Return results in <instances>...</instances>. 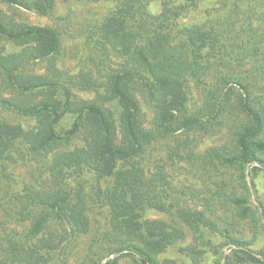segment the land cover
<instances>
[{
    "label": "trees",
    "instance_id": "16d2710c",
    "mask_svg": "<svg viewBox=\"0 0 264 264\" xmlns=\"http://www.w3.org/2000/svg\"><path fill=\"white\" fill-rule=\"evenodd\" d=\"M155 1L120 0L92 37L101 61L72 75L57 63L61 53L58 31L28 24L15 13L24 9L49 17L57 0H0V110L36 120L29 130L0 121V184L10 182V164L26 155L54 154L46 164V184L40 189L25 185L8 220L0 222V264H49L68 237L88 232V202L79 180L84 172L99 180H114L106 189L97 190V198L110 208L108 237L117 245L112 255L130 258L134 264H161L158 256L176 248L184 238L177 222L187 224L205 242L207 232L217 231L216 223L190 207L185 193L163 168L149 176L141 166L149 147L160 138L231 122L232 144L198 160L192 156L193 161L204 169L235 168L246 187L249 177L264 172V107L257 103V89L251 82L257 80L256 70L244 76L236 72L239 65L233 58L222 56L230 42L236 45L228 56L237 55L240 49L257 51L258 41L236 43L230 26L178 30L175 20L198 0H184L176 10L165 8L153 15L148 6ZM221 1L236 13L248 3L247 20L254 3L264 4V0ZM8 45L16 50L9 52ZM40 64L43 73L36 70ZM96 68L103 71L101 81ZM192 81L203 90V106L198 108L189 104L188 83ZM80 93L95 97L84 99ZM140 98L154 109L151 128ZM67 118L71 123L65 127ZM80 136L81 147L58 152ZM246 195L229 199L242 217L251 212L249 188ZM258 209L264 221V206ZM151 211L173 217L174 225L149 218ZM53 221L64 228L62 232L50 231ZM225 239L237 264H264V251L253 252L244 241L229 235ZM115 259L108 257L106 264H115Z\"/></svg>",
    "mask_w": 264,
    "mask_h": 264
},
{
    "label": "rangeland",
    "instance_id": "374dc122",
    "mask_svg": "<svg viewBox=\"0 0 264 264\" xmlns=\"http://www.w3.org/2000/svg\"><path fill=\"white\" fill-rule=\"evenodd\" d=\"M119 1L57 0L52 15L44 18L24 9H17L15 13L19 20L28 24L56 29L61 38L58 66L65 73L77 75L95 67L94 62L101 61V53L96 55L95 46L91 44L92 37L96 29L116 9ZM182 1L184 0H157L148 6V11L153 15H160L165 8L176 10L182 5ZM253 6L251 17L247 20L245 13L249 7L248 3L243 4L241 12L236 13L233 6L224 5L221 0H198L193 9L181 12L182 15L175 23L178 30L192 26L211 28L216 25L221 29L230 26L235 30L231 36L236 39V43L239 40L248 42L249 39L255 38L259 42H255L259 45L257 51L252 49L246 52L245 49H240L237 55L228 56L231 48L236 45L230 42V48L224 47L222 56L233 58L239 65L235 67L236 72L244 76L252 75L256 70L257 80L251 79V82L257 89V103L264 107V4L259 1ZM7 50L11 52L16 48L8 45ZM241 52L244 53L238 58ZM36 70L43 73V64ZM96 73L101 81L102 69L96 68ZM201 90L197 83H188L189 104L193 108L203 106ZM80 96L84 99L95 97L94 94L86 93H80ZM140 105L147 127H153L154 109L141 98ZM0 121L20 125L25 130L36 125L35 119L3 110H0ZM70 123L71 119L67 118L63 125L68 127ZM231 124L226 121L225 124H215L204 131L160 138L149 147L146 156L141 160V166L149 176L154 174L156 169L163 168L172 183L185 193V200L189 201L190 207L203 211L217 225V231L207 232L206 241L203 242L195 230L183 222H177L176 227L183 231L184 238L178 242L176 248L158 256L161 264H237L232 259L231 251L225 247L227 235L244 241L253 252L264 251V221L258 209L264 206V172L254 173L249 177L246 187L240 179V171L235 168L204 169L199 161H193V158L201 159L213 149L228 148L233 141V129L229 127ZM82 145L80 136L58 152L73 151ZM261 157L264 159V153ZM53 158L54 154L46 157L26 155L25 159L10 164L8 172L12 179L0 184V200L5 198L4 203L0 201V222L8 220L7 215L13 208L18 194L24 192L25 185L40 189L46 184V164H50ZM79 180L86 191L90 229L84 235L68 237L59 251L52 256L49 264H106L108 257L116 258L115 264H134L130 258L112 255L117 245L108 237L111 230L110 208L97 198V190L106 189L114 180H99L91 172H84ZM246 188L252 192L247 204L251 212L249 217H242L239 208L233 207L229 199L241 193L247 196ZM148 217L163 220L169 226L174 225V220L171 219L173 217L164 213L151 211ZM49 229L57 233L62 232L64 228L53 221ZM18 230L22 231L21 227Z\"/></svg>",
    "mask_w": 264,
    "mask_h": 264
}]
</instances>
